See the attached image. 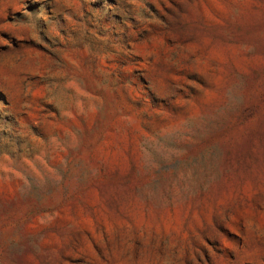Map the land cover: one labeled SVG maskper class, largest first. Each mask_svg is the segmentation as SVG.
Masks as SVG:
<instances>
[{"label": "rangeland", "instance_id": "374dc122", "mask_svg": "<svg viewBox=\"0 0 264 264\" xmlns=\"http://www.w3.org/2000/svg\"><path fill=\"white\" fill-rule=\"evenodd\" d=\"M0 264H264V0H0Z\"/></svg>", "mask_w": 264, "mask_h": 264}]
</instances>
